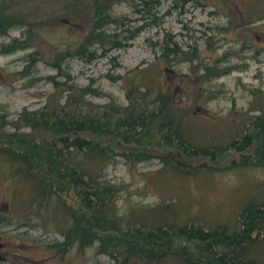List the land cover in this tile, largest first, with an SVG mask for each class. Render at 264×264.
<instances>
[{
  "label": "trees",
  "instance_id": "16d2710c",
  "mask_svg": "<svg viewBox=\"0 0 264 264\" xmlns=\"http://www.w3.org/2000/svg\"><path fill=\"white\" fill-rule=\"evenodd\" d=\"M46 1L45 10L40 2ZM171 1L179 6L185 2L210 6L209 14H224L226 25H214L218 31L234 25L228 0ZM119 3L131 5L138 25H129L127 16L113 11ZM156 4L157 0H0V36L13 29L20 32L0 43V54L29 49L15 75H30L39 61L54 71L42 76L51 90L40 105L22 107L10 117L0 105V181L8 180L10 200L26 214L25 224L58 236L40 242L59 257L71 249L93 246L94 253L105 256L110 264L130 260L137 264H264L259 256L251 257L252 242L264 240V180L254 191L255 198L238 212L237 229L219 224L206 229L196 216L176 223L161 212L135 207L120 211L116 205L120 187L106 180L104 173L115 159L134 166L157 157L162 169L192 175L215 171L216 162L230 153L233 157L223 169H264V90H250L251 106L238 117L237 134L236 130L234 135H215V141L203 144L191 134L193 124L180 104L146 69L128 71L124 102L107 94L104 101H93L90 97L102 93L74 82L68 60L88 63L124 48L144 25L155 23ZM247 9L253 18L245 22L264 18V5ZM71 14L83 18L78 37L64 39L46 52L32 44L59 27L58 19ZM211 35L204 37L212 54L206 62L198 59L195 47L181 50L171 36L158 44L154 56L169 66L186 62L196 81L194 95H204V101L221 93L211 82L235 69L222 64L225 53L214 52ZM157 150H166L172 157ZM0 221L9 220L0 216Z\"/></svg>",
  "mask_w": 264,
  "mask_h": 264
},
{
  "label": "rangeland",
  "instance_id": "374dc122",
  "mask_svg": "<svg viewBox=\"0 0 264 264\" xmlns=\"http://www.w3.org/2000/svg\"><path fill=\"white\" fill-rule=\"evenodd\" d=\"M40 4L46 10L49 2ZM228 5L233 11L234 25L227 31H218L214 25H226V18L219 12L209 14L210 6L202 7L191 2L179 6L177 3L173 5L171 0H157L153 11L154 24L144 25L124 48L111 50L88 63L75 58L68 60L70 75L76 84H88L102 93L90 97L91 100L102 102L107 94L124 102V77L132 69H146L163 82L173 100L180 104L183 114L189 116L193 124L191 134L199 140L196 142H213L215 135L223 136L227 132L226 136L234 135L233 132L239 128L238 117L251 106L250 90H264V18L254 22L244 21L253 18L247 8L264 5V0H228ZM113 11L127 16L129 25L139 24L133 21L138 15L128 3L114 5ZM57 23L59 27H54L51 34L47 33L32 43L40 51L46 52L64 39H75L84 27L81 15L71 14L68 19H58ZM207 34H212L214 52L217 55L225 53L226 61L222 64H232L235 69L211 82V87L220 88L221 93L204 101V95H194L196 81L189 73L186 62L169 66L154 56L158 54V44L171 36L181 50L195 47L198 59L206 62L212 55L204 41ZM19 35L18 30H10L6 36H0V43ZM58 36L59 39L56 38ZM242 42L245 46L240 47ZM28 51L0 54V105L9 117L22 107L29 109L40 105L44 95L51 90L50 83L42 76L53 75L54 71L41 61L36 63L35 71L30 75H15L23 68V57ZM165 151L157 150L167 154ZM170 155L169 152L166 158L172 157ZM230 157H233L230 153L223 155L216 162L215 171L210 173H172L161 168L157 157L134 166L115 159L106 166L104 173L106 180L120 187L116 199L120 211L135 207L148 212H161L162 216L176 223L196 216L206 229L218 224L237 229L239 225L235 218L241 207L249 205L255 198L254 191L264 180V169H223ZM197 160L203 159L194 161ZM10 198L8 180H1L0 216L9 221H0V264H110L105 256L94 253L93 246L81 251L71 249L60 257L46 249L41 242L48 243L58 236L25 224L26 214ZM251 250L253 259L264 260V240L252 242ZM129 264L137 263L130 260Z\"/></svg>",
  "mask_w": 264,
  "mask_h": 264
}]
</instances>
